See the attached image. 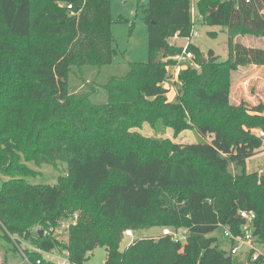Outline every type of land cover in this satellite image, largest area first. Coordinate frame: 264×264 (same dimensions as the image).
<instances>
[{"label":"trees","instance_id":"16d2710c","mask_svg":"<svg viewBox=\"0 0 264 264\" xmlns=\"http://www.w3.org/2000/svg\"><path fill=\"white\" fill-rule=\"evenodd\" d=\"M148 1L149 61L128 62L123 74L107 76L116 53L111 0H0V89L15 101L27 97L53 105L48 130H64L69 140L104 136V143L71 153L67 140L42 148L23 129L8 135L1 122L0 164H7L5 159L18 162L16 151L25 150L26 141L39 163L67 160L72 169L70 180L55 185L30 183L20 164L5 169L11 178L0 187V228L22 234L36 224L30 239L35 246L24 248L29 264H59L47 259L56 249L67 251L71 264H84L99 245L107 249L105 264H264V175L247 169V160L264 150L263 136L252 131L257 125L264 129V102L230 104L232 72L240 66H264V47L246 45L230 34L228 59L220 60L210 50L205 62L200 49L191 45L200 67L180 71L182 95L178 103H170L165 82L174 77L167 66L173 61L156 59L163 49L165 56L183 51L170 39L192 33L191 0ZM198 9L209 24L227 27L229 33L264 35V0H200ZM77 86H103L107 100L98 103L93 90L85 96ZM6 105L15 109L11 102ZM229 105L226 120L221 110L223 130L198 125L203 136L213 133L209 141L156 143L151 155L117 143L126 138L120 134L125 125L152 123L155 114L184 130L204 108ZM80 198L86 208L67 232V242L53 232L40 235L39 228L58 226ZM91 200L97 211L88 204ZM242 210L256 214L250 229L262 251L254 261L252 250L246 263L211 235L227 227L244 236ZM152 227L187 229V241L162 232L121 249L127 229Z\"/></svg>","mask_w":264,"mask_h":264},{"label":"rangeland","instance_id":"374dc122","mask_svg":"<svg viewBox=\"0 0 264 264\" xmlns=\"http://www.w3.org/2000/svg\"><path fill=\"white\" fill-rule=\"evenodd\" d=\"M199 2L200 0H191V15L192 20L194 21L193 31L198 32L199 36H193L190 46L194 45L198 47L202 52L203 57L207 58L209 51L214 50L216 55L219 56L220 60L228 59V40L230 34H233L234 39H237L246 45L256 43L260 47L264 46V39H262L264 38V35H246L242 34L240 31L234 32V35V33H229L230 31L227 29V27L209 24L204 16L199 12ZM148 8V0H111V16L113 21L112 36L116 53L113 57V65L107 70V76H120L126 71V65L128 62L149 61V29L145 20ZM170 44L185 47L186 40L184 37H180L178 39L171 38ZM190 46L188 50H192ZM192 52L195 54L193 50ZM165 54L166 52L162 54L161 61L166 63H170V60L173 61V63L168 64L167 66L168 70L171 73H174V77L168 79L165 82L166 88H169L166 96L168 102L178 103V95H180V93L182 95L180 86L182 82L179 79V74L181 70L189 68L191 66V62H180L176 59V55L165 56ZM248 87L249 89L247 91L242 92L241 86H233L230 104H238L245 100L252 105L255 102H264V93L261 91V87L252 85ZM90 89L93 90L92 96L96 102L103 103L107 100L108 93L106 90H104L103 86H77V91L83 92L85 96L91 94ZM94 91L97 93H93ZM7 96L8 95L5 94L3 89H0V100L3 101V104H0V112H2V115H0V124L2 126L3 124L1 122L5 124V129L9 131L8 135L14 133L18 134L20 131H22L21 129H23L25 132L30 134L29 136L32 138V140L36 139L35 141H37L42 148L49 147L50 144L67 140V145L72 146L69 147L71 153L77 152L79 149L83 150L87 147V145L95 146L96 144L100 145L104 143V136L99 134L92 136L87 141L83 142L80 140V138H73L69 140V134H67V132L64 130H57L54 132V128H50L48 130L47 125L54 121L53 118L48 120L52 115L53 105L47 104L45 102L35 104L32 99H28L27 97H24L19 102L10 99ZM8 102H11L13 108H15L13 111H9L7 109L6 104ZM18 107L22 108V111L19 112L16 110ZM221 110L223 111L226 120L231 111L230 105L226 109L216 106H209L204 108V110L199 113L198 118H193V121L190 123V127L184 130H175L173 127L166 124L165 119L157 118L155 114L153 116L152 123L145 122L140 127H128L125 125L120 134H125L126 138H124L122 141H117V143H123L124 147L130 145L137 146L141 153L151 155L153 153V145L156 143L165 145L166 143L173 142L182 145L194 142L209 141L212 139L213 133H210L208 136H203L198 131V125L209 123L212 124L211 126L215 127L216 129L223 130L222 124L224 119L220 118ZM5 114H7L6 119L3 117ZM261 114L264 117V110L261 112ZM36 115H39L40 119L35 118ZM21 119H25V121L21 122ZM18 122L20 124L19 126L16 125ZM48 131H52V133L48 134ZM252 131L254 134L260 135V132H264V129L257 125ZM38 132L40 134V138H36V134ZM131 136L134 138L133 140L129 139ZM260 136H263L264 138V135ZM22 144H26V149H19L16 151L19 159L18 162L10 163L9 159L2 160V162H7V164H0V187L4 181H7L11 178L10 173H8L5 169L17 167L19 164L27 168V171L30 174L27 176V180L32 184L55 185L62 180H70L72 169L69 161L58 160L54 163H39L38 160L35 159L36 157L29 152V149L33 148V145L26 141H22ZM230 169L235 172L237 167L232 164ZM247 169L249 172H264V150L260 151L247 160ZM88 204L92 205L91 209L97 211V207L93 205L92 200L89 201ZM84 208H86L85 203L80 198L76 200L71 206V210L67 212L66 217L68 218L74 213L83 215ZM35 227L36 224L30 225V232L29 230L27 231V228H24V232L22 234H7L4 228H0V264H29L28 258L24 252V248L35 246L30 240L35 233ZM164 229L165 228L163 227H152L135 230L133 237L126 236L124 238L121 244V249H125L136 239L145 236L160 235ZM56 234H58L57 236L62 242L68 241V233H66V231ZM211 235L218 237V240L224 249L228 251L230 250L231 243L225 237L222 228L217 229ZM250 252L251 250L247 245H242L239 254L235 255L234 257L239 259V262L246 263L248 261V254ZM48 257L58 262L66 259L68 254L65 250L56 249ZM106 257V247L99 245L88 254V258L85 260L84 264H105Z\"/></svg>","mask_w":264,"mask_h":264},{"label":"built area","instance_id":"2783aa9c","mask_svg":"<svg viewBox=\"0 0 264 264\" xmlns=\"http://www.w3.org/2000/svg\"><path fill=\"white\" fill-rule=\"evenodd\" d=\"M250 0H247V2H249ZM193 36H199L198 32H194L192 30V33L187 36L184 37V39L186 40V45L183 48V51L179 54L176 55V59L180 62H191V66H195L196 68H199L200 65L198 63H196L194 60V53L191 50H188L192 38ZM260 135H264V132L261 131ZM240 215L242 218H244L246 220V224L243 226V230L245 231V235H237L234 234L232 230H230L227 227H224V235L225 237L230 241L231 243V248L229 250V253L233 256L239 254L240 250H241V246L242 245H247L250 250H254V252L252 253V259L255 261L259 258V256L261 255L262 251L259 247L256 246L254 239L252 237L251 234V224L252 221L254 220V218L256 217L255 212L253 211H246V210H242L240 212ZM79 220V214L78 213H74L72 215H70L68 218L65 217L63 218L60 222L59 225L56 227H52L49 230L44 231V234L53 232V233H61L62 231H66V233L69 231L70 227L72 224H76ZM163 234L164 235H172L173 239L175 241H181V242H186L187 241V235H188V231L187 229L185 230H176L173 228H165L163 230ZM58 235V234H57ZM133 237L134 236V231L132 229H127L125 231V237ZM251 253V252H250ZM249 253V254H250ZM68 254V252H67ZM248 254V255H249ZM50 256V255H48ZM59 264H71L69 262V258L67 257L64 260L58 261Z\"/></svg>","mask_w":264,"mask_h":264},{"label":"crops","instance_id":"0c3cea01","mask_svg":"<svg viewBox=\"0 0 264 264\" xmlns=\"http://www.w3.org/2000/svg\"><path fill=\"white\" fill-rule=\"evenodd\" d=\"M178 38L180 37L178 36L174 37V39H178ZM249 46L260 47L256 43H252ZM232 80L234 86L235 85L241 86L242 92L247 91L249 89L248 86L251 85L259 86L263 88L262 90L264 92V66L261 67H258L256 65L240 66L239 69L233 71Z\"/></svg>","mask_w":264,"mask_h":264},{"label":"water","instance_id":"95a60500","mask_svg":"<svg viewBox=\"0 0 264 264\" xmlns=\"http://www.w3.org/2000/svg\"><path fill=\"white\" fill-rule=\"evenodd\" d=\"M164 52H165V50L163 49L162 52H161V54L157 57L156 62H160V61H161V59H162V54H163ZM204 61H205V62L207 61V58H206V57H204ZM261 174L264 175V172H262ZM38 231H39V233H40L41 236L44 235V230H43L42 228H39ZM47 259L50 260L51 258H50V257H47Z\"/></svg>","mask_w":264,"mask_h":264}]
</instances>
